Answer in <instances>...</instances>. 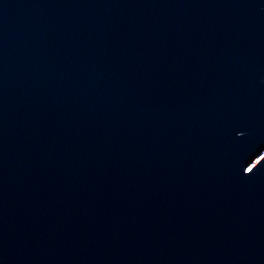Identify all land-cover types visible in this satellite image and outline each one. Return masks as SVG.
Segmentation results:
<instances>
[{"label":"water","instance_id":"obj_1","mask_svg":"<svg viewBox=\"0 0 264 264\" xmlns=\"http://www.w3.org/2000/svg\"><path fill=\"white\" fill-rule=\"evenodd\" d=\"M0 264H264V0H0Z\"/></svg>","mask_w":264,"mask_h":264}]
</instances>
